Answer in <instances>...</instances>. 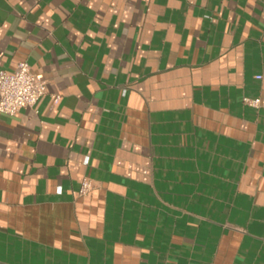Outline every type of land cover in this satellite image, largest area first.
I'll return each mask as SVG.
<instances>
[{
  "label": "crops",
  "instance_id": "1",
  "mask_svg": "<svg viewBox=\"0 0 264 264\" xmlns=\"http://www.w3.org/2000/svg\"><path fill=\"white\" fill-rule=\"evenodd\" d=\"M19 60L0 264H264V0H0Z\"/></svg>",
  "mask_w": 264,
  "mask_h": 264
},
{
  "label": "built area",
  "instance_id": "2",
  "mask_svg": "<svg viewBox=\"0 0 264 264\" xmlns=\"http://www.w3.org/2000/svg\"><path fill=\"white\" fill-rule=\"evenodd\" d=\"M45 91L46 80L40 74L32 72L26 60H19L10 71L0 68V114H14L22 106H34ZM57 100L58 95L55 94L53 101ZM243 101L257 106L259 98L243 96ZM89 188V180L83 178L79 192L85 193Z\"/></svg>",
  "mask_w": 264,
  "mask_h": 264
}]
</instances>
